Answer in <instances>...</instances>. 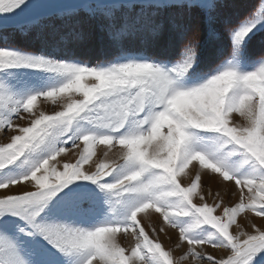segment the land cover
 I'll return each mask as SVG.
<instances>
[{"label":"snow or ice","instance_id":"obj_1","mask_svg":"<svg viewBox=\"0 0 264 264\" xmlns=\"http://www.w3.org/2000/svg\"><path fill=\"white\" fill-rule=\"evenodd\" d=\"M0 138V264H264V0H0Z\"/></svg>","mask_w":264,"mask_h":264},{"label":"rangeland","instance_id":"obj_2","mask_svg":"<svg viewBox=\"0 0 264 264\" xmlns=\"http://www.w3.org/2000/svg\"><path fill=\"white\" fill-rule=\"evenodd\" d=\"M247 1H248V3H256V2H257V0H246V2H247ZM228 11H229V10L226 9L225 12H228ZM79 47H82V48H84V49H88L89 47H91V45L88 44L87 42H85L84 44L79 45ZM111 52H112V50L109 49V53H110V54H111ZM256 55L259 56V55H260L259 52H257ZM88 57H89V56L82 57V59L90 60V62L95 63L97 60H103V59H106V58H107V59H110V58H111V56H107V57H106V56L102 55V54L100 53V50H99V47H98V46H96V47L93 49V52H92V54H91V59L88 58ZM45 107H47L49 110H51V108L54 107V106L48 104V105H46ZM0 142H3V139H2V138H0ZM110 155H111V154H110ZM205 180H206V183H207V177H205ZM211 182H212V184H213V186H211V187H212V190H213V191H216V190H217V187L219 186V182H218V181H215V180H213V181H211ZM206 190H207V189H206ZM13 191H16V189H13ZM221 191L223 192V188H222V186H221ZM157 219H158V217H156V216L153 217V216H152V221H153V222H155ZM257 223H260V221L257 220ZM146 224H147V220H146ZM169 235H171L172 238H173L171 241L168 240L163 234H161V236H160V239L163 241V243H164V245H165L166 248H168V247H172L173 244H174V241H175V239H176V234H175L174 231L169 230ZM121 244H122V246H127V245H128V240L121 239Z\"/></svg>","mask_w":264,"mask_h":264},{"label":"trees","instance_id":"obj_3","mask_svg":"<svg viewBox=\"0 0 264 264\" xmlns=\"http://www.w3.org/2000/svg\"><path fill=\"white\" fill-rule=\"evenodd\" d=\"M248 2V1H247ZM225 11H226V9H225ZM194 24H195V21L193 22ZM136 45H135V42H130L129 43V47H135ZM84 57H86V56H84ZM88 58H90L91 59V56H89Z\"/></svg>","mask_w":264,"mask_h":264},{"label":"bare ground","instance_id":"obj_4","mask_svg":"<svg viewBox=\"0 0 264 264\" xmlns=\"http://www.w3.org/2000/svg\"><path fill=\"white\" fill-rule=\"evenodd\" d=\"M211 186H213V184H212V182H211ZM155 215H153V217H154ZM151 219H152V217H151ZM145 224H146V221H145Z\"/></svg>","mask_w":264,"mask_h":264}]
</instances>
